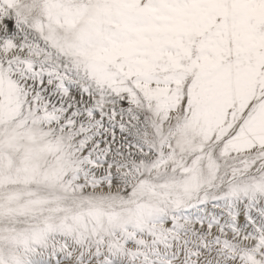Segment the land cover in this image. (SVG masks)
I'll list each match as a JSON object with an SVG mask.
<instances>
[{"label": "snow or ice", "instance_id": "1", "mask_svg": "<svg viewBox=\"0 0 264 264\" xmlns=\"http://www.w3.org/2000/svg\"><path fill=\"white\" fill-rule=\"evenodd\" d=\"M0 264H264V0H0Z\"/></svg>", "mask_w": 264, "mask_h": 264}]
</instances>
